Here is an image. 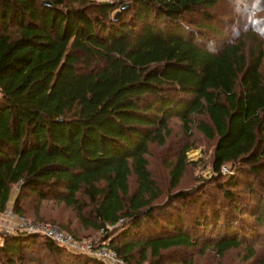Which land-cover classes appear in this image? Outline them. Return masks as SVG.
<instances>
[{
  "label": "trees",
  "instance_id": "obj_1",
  "mask_svg": "<svg viewBox=\"0 0 264 264\" xmlns=\"http://www.w3.org/2000/svg\"><path fill=\"white\" fill-rule=\"evenodd\" d=\"M222 1L0 0V214L15 187L23 215L30 198L62 202L128 264L264 238V37L221 44ZM172 119L216 142L214 186L175 190L183 151L162 197L149 157ZM49 262L107 264L0 231V264Z\"/></svg>",
  "mask_w": 264,
  "mask_h": 264
},
{
  "label": "rangeland",
  "instance_id": "obj_2",
  "mask_svg": "<svg viewBox=\"0 0 264 264\" xmlns=\"http://www.w3.org/2000/svg\"><path fill=\"white\" fill-rule=\"evenodd\" d=\"M251 3L252 0H223L222 3L213 9L212 13H215L218 18V20H215V27L221 33L222 38L220 41H223L221 44L237 40L234 33L237 29H240V27L244 25L245 17L251 7ZM260 4L264 6V0H260ZM247 32L249 31L244 32L241 36L247 34ZM215 33L216 31L214 30L212 36ZM258 38L260 39L261 37L258 36ZM260 40L264 43V38H261ZM248 42L250 43L249 40ZM262 74L264 76V65L262 68ZM169 126L172 128V133L167 139L166 144L160 145L158 143H154L151 146L149 157V160L151 161L152 174L157 179L160 189L163 192L162 197L169 194L172 189L168 165L170 162H175L183 151H185L188 164L183 173V177L177 187H175V190H186L190 188L201 189L203 185L212 184L214 186V184H217L219 182L218 179L221 178V176L213 167V153L216 142L206 139L196 130L192 133L184 132L182 124L178 119H172ZM220 172L225 176V178H229L232 175L230 167L227 165L223 166ZM220 180L223 181V179ZM257 183L258 182L255 181L254 184ZM17 195L18 189L15 187L12 193L11 203L8 206L12 208L13 212V201ZM23 209L26 217L30 219H45L52 222V226L66 231L68 230L62 227H68L69 230L72 231V233L68 231L70 234L73 236L74 234H77L81 237L80 240L85 243L100 242L105 233L104 230L95 231L93 229H86L78 221L74 210L67 208L62 202H56L52 199L45 200L38 205L30 198L29 201L24 204ZM8 222V218L4 214H0V231H4L9 227L10 223ZM263 239L264 238L259 237L257 240H251V242H247V244L244 243L240 247L227 250L221 255H219L212 247L206 248L205 250L190 249L189 251L179 254V257L175 258L173 256L176 261L172 262L170 258L172 254H169L165 257L166 260L164 258L163 261L165 262H162L165 264H182V262L178 259H184L186 262L190 261V264H264ZM250 247L253 251L252 254L250 253L251 250H249ZM147 263L148 262L145 264ZM49 264L54 263L49 262Z\"/></svg>",
  "mask_w": 264,
  "mask_h": 264
},
{
  "label": "built area",
  "instance_id": "obj_3",
  "mask_svg": "<svg viewBox=\"0 0 264 264\" xmlns=\"http://www.w3.org/2000/svg\"><path fill=\"white\" fill-rule=\"evenodd\" d=\"M4 215L8 218V223H10L9 227L6 228L9 234L25 232L27 234L35 233L46 235L57 243L63 244L74 253H84L91 257L99 258L107 264H128L126 259L121 257L115 249L110 247L107 241L105 243H100L99 241L92 243L82 242L64 229L54 227L45 221L34 220L24 215L17 214L15 211H12L11 207H7L4 211ZM123 222V219H121L117 224L109 225V227L114 229L121 226Z\"/></svg>",
  "mask_w": 264,
  "mask_h": 264
},
{
  "label": "clouds",
  "instance_id": "obj_4",
  "mask_svg": "<svg viewBox=\"0 0 264 264\" xmlns=\"http://www.w3.org/2000/svg\"><path fill=\"white\" fill-rule=\"evenodd\" d=\"M246 31H253L257 35L264 37V6L260 4V0H252L244 25L237 29L234 34L239 39Z\"/></svg>",
  "mask_w": 264,
  "mask_h": 264
},
{
  "label": "water",
  "instance_id": "obj_5",
  "mask_svg": "<svg viewBox=\"0 0 264 264\" xmlns=\"http://www.w3.org/2000/svg\"><path fill=\"white\" fill-rule=\"evenodd\" d=\"M48 4H51L50 2L46 1ZM128 6V4H125L122 6V9L126 8ZM119 14V11L117 12L116 16ZM3 233L5 234H9L7 230H4Z\"/></svg>",
  "mask_w": 264,
  "mask_h": 264
}]
</instances>
